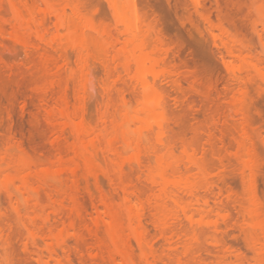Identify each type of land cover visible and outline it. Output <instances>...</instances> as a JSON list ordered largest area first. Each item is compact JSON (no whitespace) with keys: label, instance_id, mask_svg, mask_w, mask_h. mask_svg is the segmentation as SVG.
I'll return each instance as SVG.
<instances>
[{"label":"bare ground","instance_id":"1","mask_svg":"<svg viewBox=\"0 0 264 264\" xmlns=\"http://www.w3.org/2000/svg\"><path fill=\"white\" fill-rule=\"evenodd\" d=\"M103 1L112 24L97 23L83 0H0V69L46 79L31 99L47 144L25 140L21 123L2 142L0 264H12L14 236L35 264H75L76 255L78 264H203L201 242L212 246V264H244L245 254L225 242L232 222L263 264L256 140L264 147V130L253 127L250 90L264 96V0H251L249 25L214 21L206 0H188L227 77L217 100L211 82L202 87L205 71L176 64L180 51L166 40L162 16L151 20L139 0ZM193 95L209 107L208 122L193 127L195 140H174L168 97L194 106ZM92 100L95 123L86 118Z\"/></svg>","mask_w":264,"mask_h":264},{"label":"rangeland","instance_id":"2","mask_svg":"<svg viewBox=\"0 0 264 264\" xmlns=\"http://www.w3.org/2000/svg\"><path fill=\"white\" fill-rule=\"evenodd\" d=\"M139 2L142 10L147 13L151 20L158 21L160 16L163 17L164 20L160 23L161 28L165 33L166 40L169 43H173L178 48L176 49L180 51V57L176 59V64L183 71H192L194 73L205 71V74L207 75L202 72L205 75V78L202 81V87H207L211 82L214 85L213 97L215 95L216 97L214 99L217 100L221 92H224L222 90H224L223 87L226 85L227 77L225 78L226 74H224L225 72L221 66V61L219 62V55L217 50H215L216 48L207 36L202 21L194 12L188 0H139ZM250 2L251 0H222V5L218 7L213 0H206L204 10L212 16L214 21L220 17L225 19L228 24L235 21L242 25V21H244V25H247V23L249 25V18H246L247 16L249 17L251 12ZM83 4L91 14L95 15L97 23L103 20L108 24H112L110 13L103 0H83ZM238 12H242L241 15ZM100 13H103L102 17H100ZM230 13L233 15L234 13H237L235 14L237 17L231 18L233 19L231 20L228 16ZM196 28H198L199 31ZM246 36H248L249 39L252 37V44L255 47V50L258 51L259 47L253 34L249 31ZM21 57L22 56L20 55L17 59L11 60V62L15 61L16 63ZM94 71L98 81L103 79L102 69L98 65L95 66ZM156 71L159 72L161 69H157ZM45 81L46 79L42 76L31 77L28 74H18L17 76L9 78L0 69V128H2L0 130V148L5 136L14 129V126L17 123L23 124L26 129L30 130V133H24L23 138L25 140H30L34 137L37 138L38 141L47 145L42 137L44 132L43 119L41 115H38V117L35 118V115L39 110L37 104L31 99L32 89L35 86H42ZM162 83L163 81L161 82V87H164L168 94H170V86L166 82ZM96 90V98L99 100V87H97ZM250 95L256 103L255 107L250 108L253 127L254 129L263 128L264 130V96H258L254 88L250 90ZM192 99L194 100V106H189L186 103L177 105L172 96L168 97L167 116L173 123L172 138L174 140H177L180 135H185L188 139L195 140L192 132L193 127L197 124L205 125L208 122L209 107L205 106L201 97L197 95H193ZM23 101L28 105L24 110H22ZM10 113L13 116L12 124L8 121V114ZM86 118L91 123L96 122L97 110L95 100L90 102ZM197 144L201 147L202 140H198ZM256 146V164L260 169V174L257 180L258 195L264 208V147L257 140ZM35 157L39 158V154H35ZM229 175L228 182L236 183L238 191H240L238 177L234 173ZM103 184L105 189L109 190L107 182L104 181ZM86 204L90 208L89 202H86ZM2 207L7 209V204L4 200L2 201ZM229 208L232 211L233 218H235L236 213L234 208L231 207V205ZM148 227L152 231L151 226L148 225ZM15 232H17V230H15ZM225 242L227 246L240 249V251L245 254L246 259L244 264H255L254 259L256 258V255L247 251L246 245L241 240L239 232L234 226V222H232L227 229ZM155 246L158 249V253H161L163 250L161 243L158 242ZM198 250L201 254L203 264H212L216 261L215 257L208 252V250H212L210 244L201 242L198 245ZM183 253L184 251L182 247L178 246V254L183 257ZM85 258L88 259V256L85 255ZM260 258L264 264V251L261 253ZM10 260L12 264H35L34 260L23 251L22 241L17 236H14L10 243ZM135 260L138 262L137 251H135ZM227 260L234 261L235 259L232 256L228 257ZM78 262L79 256L76 255L74 256V263L78 264Z\"/></svg>","mask_w":264,"mask_h":264}]
</instances>
